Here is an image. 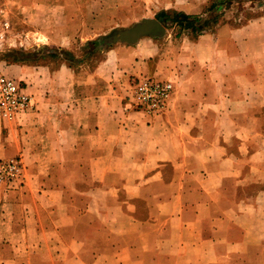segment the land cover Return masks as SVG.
<instances>
[{"label": "crops", "instance_id": "crops-1", "mask_svg": "<svg viewBox=\"0 0 264 264\" xmlns=\"http://www.w3.org/2000/svg\"><path fill=\"white\" fill-rule=\"evenodd\" d=\"M213 1L23 0L59 54L0 59L33 95L0 117V159L24 166L0 191V264H264V12L173 18ZM142 77L173 82L160 115L127 104Z\"/></svg>", "mask_w": 264, "mask_h": 264}, {"label": "rangeland", "instance_id": "rangeland-1", "mask_svg": "<svg viewBox=\"0 0 264 264\" xmlns=\"http://www.w3.org/2000/svg\"><path fill=\"white\" fill-rule=\"evenodd\" d=\"M15 9L18 17L14 23L13 10ZM228 9L234 11L232 19L240 23L253 15L264 12V0H214L209 6V11L203 16L190 19L187 16L174 13L173 18L178 19L180 22L182 21L181 25L197 24L199 25V31L206 29L207 26L217 20L220 22L225 19ZM24 15L23 0H12V2L0 0V33H3V36H0V59L12 63L43 59L45 57L55 58L59 54L58 49L39 47L35 40L27 34ZM229 15L231 16V13ZM2 21H7L8 24L3 25ZM104 40L95 41L94 44L88 46V50L86 48L83 52L92 54V60L98 59L99 46ZM64 53L69 56L68 51H64ZM0 71L2 70L0 69Z\"/></svg>", "mask_w": 264, "mask_h": 264}, {"label": "built area", "instance_id": "built-area-1", "mask_svg": "<svg viewBox=\"0 0 264 264\" xmlns=\"http://www.w3.org/2000/svg\"><path fill=\"white\" fill-rule=\"evenodd\" d=\"M7 25V21H2ZM3 36V33H0ZM174 90L173 82L153 77L139 78L132 86L127 104L144 109L150 115H160L166 108ZM33 95L25 84L0 71V117L16 118L32 105ZM24 166L20 157L0 159V191L22 186Z\"/></svg>", "mask_w": 264, "mask_h": 264}, {"label": "water", "instance_id": "water-1", "mask_svg": "<svg viewBox=\"0 0 264 264\" xmlns=\"http://www.w3.org/2000/svg\"><path fill=\"white\" fill-rule=\"evenodd\" d=\"M153 21L156 25V27H155L156 30H158V31L164 30V27L161 25L160 22H158L157 20H153ZM146 25L144 22L139 23L136 26H134L133 28L122 32L120 38L122 40H126V41H134L140 34L147 32L146 31Z\"/></svg>", "mask_w": 264, "mask_h": 264}]
</instances>
